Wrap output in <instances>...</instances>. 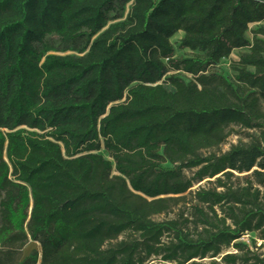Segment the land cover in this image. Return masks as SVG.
I'll return each instance as SVG.
<instances>
[{
  "label": "trees",
  "instance_id": "trees-1",
  "mask_svg": "<svg viewBox=\"0 0 264 264\" xmlns=\"http://www.w3.org/2000/svg\"><path fill=\"white\" fill-rule=\"evenodd\" d=\"M263 22L264 0H0V264H264Z\"/></svg>",
  "mask_w": 264,
  "mask_h": 264
},
{
  "label": "rangeland",
  "instance_id": "rangeland-1",
  "mask_svg": "<svg viewBox=\"0 0 264 264\" xmlns=\"http://www.w3.org/2000/svg\"><path fill=\"white\" fill-rule=\"evenodd\" d=\"M51 4L55 3V0H49ZM264 27V22L262 24H252L247 32V37L248 39H251L253 36V33ZM184 36V34L182 32L178 33L175 35V37H173L170 41L173 44L174 48H175V56L177 57H183V58H190V57H196V53L188 50V49H181L180 48V44H181V39ZM240 51H236L234 52V54L231 56V58L228 59H224L220 62V64L216 67V71L218 72V74H222L224 76H229V77H234L236 75V70L233 69V65H232V60H235L238 56ZM175 74H177L178 76H180L186 83L191 82V80H193L192 75H188L184 72H176ZM168 87V89L172 90V87L169 85H166ZM262 109L264 111V100H262ZM230 136L226 139V144L223 145L222 147V152L223 151H227L230 149L231 146L233 145H237V143H239V141H247L245 133L241 132V130L239 128H230L228 130ZM239 133V134H238ZM104 154V153H103ZM106 158H108V155L105 154L104 155ZM196 188V187H195ZM190 195H187V198L184 202H180L179 206H174L172 208L171 211L167 212L166 214H163L159 217H156V219L160 220V221H166V219H174L178 214L180 209L184 208V205H189V201H190ZM256 235H245L243 237V241L248 243L249 245L251 244L250 239L251 237H255ZM257 245L260 247L259 249V253L263 254L264 256V241H260L257 240ZM40 246L38 243H33V242H29L21 251L20 254L22 257H26L28 256L31 251H34V249L39 250Z\"/></svg>",
  "mask_w": 264,
  "mask_h": 264
}]
</instances>
